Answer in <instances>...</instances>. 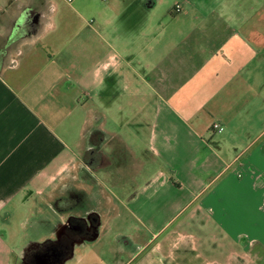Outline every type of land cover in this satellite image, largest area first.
<instances>
[{"label": "crops", "instance_id": "crops-1", "mask_svg": "<svg viewBox=\"0 0 264 264\" xmlns=\"http://www.w3.org/2000/svg\"><path fill=\"white\" fill-rule=\"evenodd\" d=\"M170 2L0 0V208L50 227L26 260L84 261L123 209L154 238L118 231L114 264L263 258L259 150L224 134L238 94L261 99L248 95L262 73L256 33L241 4L213 18L198 7L183 32L164 19ZM214 114L223 122L206 125Z\"/></svg>", "mask_w": 264, "mask_h": 264}, {"label": "rangeland", "instance_id": "rangeland-1", "mask_svg": "<svg viewBox=\"0 0 264 264\" xmlns=\"http://www.w3.org/2000/svg\"><path fill=\"white\" fill-rule=\"evenodd\" d=\"M170 3H172L170 7L164 4V6L166 5L163 7L166 12L164 19L167 23H170L172 21L171 17L174 15L180 17V22L184 24L183 32H187L190 27L195 25L196 16L198 15L196 9L198 7L208 8L209 10V12L201 13L200 15H209L213 18V16L222 14L217 11L219 7L242 5L243 9H241L244 10V14H241V16H245L248 37H251L250 34L254 32L257 36L256 46L260 51V55L258 56L261 61L262 72L260 73V70L257 71V82L255 81L253 83V88L250 89L248 95L252 97L258 95L261 99L259 100L257 97L256 104L253 105L250 101H247V93H244V96L243 93L240 95L238 94L236 96L235 106L225 108L227 112V120L225 121L227 124L223 123L225 126L224 134L230 133L229 136L232 137L233 141L231 143L236 146L240 144L238 146L241 147L239 148L240 150L243 147H248L249 150L247 154L256 148L259 150V152H255L256 156L249 160H251V167L253 170L257 173H262V171H264V0H172ZM176 3H178L177 7H181L182 11H177L173 8ZM212 7H215V9L213 10ZM231 14L235 16L237 13L234 14L231 12ZM252 38L254 41L253 35ZM215 116L216 114H214L213 117L211 116V118L206 121V125L213 124L217 120L221 121V123L223 122ZM247 157L248 156L245 155L243 160L246 159V161H248ZM241 173L244 174L245 171L243 170ZM261 191L262 193L259 198H261L264 209V185ZM41 204L43 207L42 201ZM236 207L237 206L232 207V210L236 211ZM251 208V213H253L255 217L259 218L257 215L261 214L264 219V211L261 206V212H257L258 210L256 207L251 206ZM238 209L242 208L238 206ZM123 211V218L121 217L116 223L114 222L111 226L107 227L105 235L97 244L94 252L87 251L88 255L86 259L78 264H114L113 259L115 255L110 253L108 248L110 242L113 241V239L115 240L118 231L131 233L136 237V240L141 243L146 239L154 238V234L150 232V229H147L144 224L131 222V218L128 216L129 214L125 209H123ZM18 212L19 209L14 205L0 208V264H22V252L25 245L30 243H42L48 239L47 235L50 232V227L49 224H45L41 216H34L35 218L29 217L28 220H30L25 221L24 219L27 218L21 217V214ZM243 215L242 213L239 216L238 213L237 218L241 217V219H243ZM31 219L36 220V222L32 224ZM242 227L246 229L245 232L251 234L255 232L253 225L247 223V221L246 224H242ZM156 237L155 240L158 241L160 238L158 236ZM255 250H258V247H255ZM83 251L84 250H81V252ZM262 257L263 258L257 259L258 264H264V256Z\"/></svg>", "mask_w": 264, "mask_h": 264}, {"label": "flooded vegetation", "instance_id": "flooded-vegetation-1", "mask_svg": "<svg viewBox=\"0 0 264 264\" xmlns=\"http://www.w3.org/2000/svg\"><path fill=\"white\" fill-rule=\"evenodd\" d=\"M89 234H94V230H90ZM27 257H28L27 260L25 257L23 258L22 264H35L34 262H32V259H31L32 255L30 256L29 254Z\"/></svg>", "mask_w": 264, "mask_h": 264}, {"label": "built area", "instance_id": "built-area-1", "mask_svg": "<svg viewBox=\"0 0 264 264\" xmlns=\"http://www.w3.org/2000/svg\"><path fill=\"white\" fill-rule=\"evenodd\" d=\"M214 127H215V128H220V125L215 123V124H214ZM220 129H222V128H220Z\"/></svg>", "mask_w": 264, "mask_h": 264}]
</instances>
